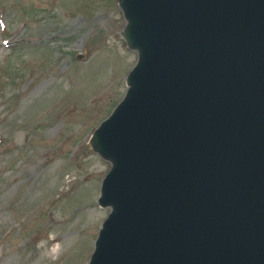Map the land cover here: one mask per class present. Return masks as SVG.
Here are the masks:
<instances>
[{
	"label": "water",
	"instance_id": "1",
	"mask_svg": "<svg viewBox=\"0 0 264 264\" xmlns=\"http://www.w3.org/2000/svg\"><path fill=\"white\" fill-rule=\"evenodd\" d=\"M138 53L91 146L90 264H264V0H120Z\"/></svg>",
	"mask_w": 264,
	"mask_h": 264
},
{
	"label": "rangeland",
	"instance_id": "2",
	"mask_svg": "<svg viewBox=\"0 0 264 264\" xmlns=\"http://www.w3.org/2000/svg\"><path fill=\"white\" fill-rule=\"evenodd\" d=\"M0 20V264H88L111 168L89 142L137 62L127 22L118 0H0Z\"/></svg>",
	"mask_w": 264,
	"mask_h": 264
},
{
	"label": "bare ground",
	"instance_id": "3",
	"mask_svg": "<svg viewBox=\"0 0 264 264\" xmlns=\"http://www.w3.org/2000/svg\"><path fill=\"white\" fill-rule=\"evenodd\" d=\"M77 25H80L81 27H83V26H88V27H90V30H93L94 29V27H95V25H96V23L98 22V19H93V20H91V21H83V20H80V19H76L75 21H74ZM90 32H88V34H89Z\"/></svg>",
	"mask_w": 264,
	"mask_h": 264
}]
</instances>
